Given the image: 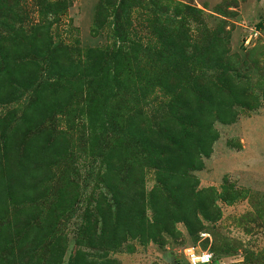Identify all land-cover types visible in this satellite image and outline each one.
<instances>
[{"label": "rangeland", "instance_id": "obj_1", "mask_svg": "<svg viewBox=\"0 0 264 264\" xmlns=\"http://www.w3.org/2000/svg\"><path fill=\"white\" fill-rule=\"evenodd\" d=\"M102 78L116 90L96 132L85 96L30 117L35 92L8 95ZM202 83L214 131L200 165L153 158L131 117L156 126ZM188 246L264 264V0H0V264H189Z\"/></svg>", "mask_w": 264, "mask_h": 264}, {"label": "trees", "instance_id": "obj_2", "mask_svg": "<svg viewBox=\"0 0 264 264\" xmlns=\"http://www.w3.org/2000/svg\"><path fill=\"white\" fill-rule=\"evenodd\" d=\"M122 52V49L120 48L117 50L115 56H119ZM47 52H45L46 54ZM2 59L8 60L6 57H2ZM55 63H58L55 61ZM85 63H89L88 60L84 61L82 64L85 65ZM76 64H80V62H77ZM93 64L90 68L88 77L91 78V76L94 78L98 75V69L94 67ZM73 67H75L73 65ZM50 68L45 70V73H48ZM87 70V69H85ZM54 71V70H53ZM61 71L63 73H61ZM55 70V74L58 75L59 79H62V76L68 75V76H75V74H86L80 72V71H64V70ZM68 72V73H66ZM88 73V71H86ZM6 73H11L10 70L6 71ZM97 82H90L87 80L80 81L81 83H78L77 81H69L68 84L58 82L57 80H54L52 82H45V85H37L34 86L35 82L31 83H21L13 81L9 86L12 90L9 92L8 95L13 94V92L23 94L25 91L33 90L34 93V100L32 103L33 108V114L35 115L38 112H43L42 107L45 106V116H49L50 110L54 109L57 105L60 103H65L66 101L69 102L72 97L74 96H85V101L89 102L90 110L89 113H91V116L88 118V123H86L87 128L91 132H96L100 130L102 127H105L108 125V121L105 119L106 116H108L111 112L110 104L114 102V94L113 91L116 90V86L112 85V83H106L104 82L105 79H98L94 80ZM206 83H202L200 85L203 86L201 89L202 93L200 95L201 100L199 96L196 97L195 100H187V105L185 106H179L177 110V106L175 105V102H173L171 99L167 102L165 107H167V112L161 118V121L157 123L156 126L153 125V123L149 119V115H133L131 117V127L132 130H130V134L136 135L138 137V140L146 146H149L150 148H156L155 152L156 155H153V158L160 159V160H168V163L173 166V163L178 164L181 163L183 160L187 159L191 163V168H196L193 165H200L201 163V156L206 151V148H209V144L211 143V137L213 136V128H212V119L207 118L206 115H203L204 108L207 106V100L206 98H209L211 93H208L207 90H211V84L210 85H204ZM45 86V87H44ZM160 87L164 90L170 91L173 87L172 84H160ZM144 93V92H143ZM133 98V96H131ZM212 97V95H211ZM65 106V105H64ZM36 143L37 140L33 138L32 144H33V152L35 156L34 158H38L40 156L37 153L36 150ZM175 145V146H174ZM173 147H176L174 149ZM163 148H166L163 150ZM171 148L173 151L171 152ZM183 148V152L180 151V149ZM162 149V152H161ZM191 151V153H188L187 151ZM208 150V149H207ZM116 151V150H115ZM109 152L107 154L106 160H112L114 158H119L120 153L118 152ZM174 151H178L180 153L179 155H175ZM159 153V154H158ZM29 155H32V149H29ZM173 162V163H172ZM174 173V174H173ZM178 174L176 170H171L167 175H165V178L168 179V177H172L173 175ZM31 175V174H30ZM37 183L32 184V186H35ZM20 190V189H18ZM174 189H169L166 187V189L158 188L156 189L157 194L165 195L166 193L169 195L176 194V191ZM153 192V193H154ZM22 193V191L20 192ZM26 199L20 202H14L12 203H21V211L29 207L30 205H27L26 201L29 200L28 204L31 203L33 199H28V196L30 193H24ZM215 260L213 258V261L211 264H214Z\"/></svg>", "mask_w": 264, "mask_h": 264}, {"label": "built area", "instance_id": "obj_3", "mask_svg": "<svg viewBox=\"0 0 264 264\" xmlns=\"http://www.w3.org/2000/svg\"><path fill=\"white\" fill-rule=\"evenodd\" d=\"M257 30H251L248 35L244 37L245 42L248 43L253 37L257 35ZM206 236V233L202 234ZM194 246L184 248L183 253L189 264H211L213 261L212 253L208 249H200Z\"/></svg>", "mask_w": 264, "mask_h": 264}]
</instances>
